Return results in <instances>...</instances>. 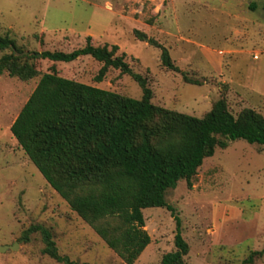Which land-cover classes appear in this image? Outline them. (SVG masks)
Masks as SVG:
<instances>
[{"label": "rangeland", "instance_id": "1", "mask_svg": "<svg viewBox=\"0 0 264 264\" xmlns=\"http://www.w3.org/2000/svg\"><path fill=\"white\" fill-rule=\"evenodd\" d=\"M260 0H0V33L15 39L24 53L69 52L85 44H116L133 72L146 77L155 105L201 117L223 98L233 115L251 108L264 115V11ZM251 20L253 22H248ZM144 33L143 39L134 30ZM168 49L178 71L161 64ZM8 50H0V56ZM40 73L50 71L140 98L128 74L89 55L71 62L32 59ZM40 74L23 81L0 74V264H66L43 253L39 231L47 228L62 256L74 263L126 264L47 183L17 144L10 125ZM166 207L142 210L150 236L133 264H161L175 249L176 217L188 244L185 264H264V145L228 141L205 157L191 185L182 179L165 192ZM251 263L244 260L253 252Z\"/></svg>", "mask_w": 264, "mask_h": 264}, {"label": "trees", "instance_id": "2", "mask_svg": "<svg viewBox=\"0 0 264 264\" xmlns=\"http://www.w3.org/2000/svg\"><path fill=\"white\" fill-rule=\"evenodd\" d=\"M264 0L251 1L250 10ZM143 39L144 33L134 30ZM161 48L160 61L178 71L168 49ZM0 74L6 72L20 80L40 77L10 125V132L47 183L69 204L96 234L126 264H133L150 242L144 229L142 210L148 207H173L165 192L184 179L191 185L205 157L216 147L231 140H245L264 145V115L251 108L233 115L225 99L213 102L201 117L155 105L146 77L133 72L125 53L118 46L85 44L69 52H40L41 58L71 62L89 55L101 63L96 81L109 68L130 75L140 86L142 95L133 98L79 82L58 74L56 67L40 73L32 59L38 53L27 52L14 38L0 33ZM175 249L163 254L161 264H185L188 244L183 239L178 219ZM39 231L43 253L58 262L74 263L58 253L51 232L42 225H31L22 234ZM253 251L245 260L251 263Z\"/></svg>", "mask_w": 264, "mask_h": 264}, {"label": "water", "instance_id": "3", "mask_svg": "<svg viewBox=\"0 0 264 264\" xmlns=\"http://www.w3.org/2000/svg\"><path fill=\"white\" fill-rule=\"evenodd\" d=\"M40 56V54H38ZM17 248V242H14L13 244L11 245H0V251H5L7 249H16Z\"/></svg>", "mask_w": 264, "mask_h": 264}, {"label": "crops", "instance_id": "4", "mask_svg": "<svg viewBox=\"0 0 264 264\" xmlns=\"http://www.w3.org/2000/svg\"><path fill=\"white\" fill-rule=\"evenodd\" d=\"M248 22H253V21H251V20H248ZM253 23H255V25H257L258 27H264V25L263 24H261V23H258V22H253Z\"/></svg>", "mask_w": 264, "mask_h": 264}]
</instances>
